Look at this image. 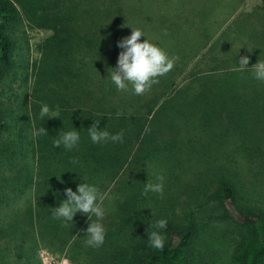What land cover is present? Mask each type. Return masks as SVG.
I'll list each match as a JSON object with an SVG mask.
<instances>
[{
  "label": "trees",
  "instance_id": "16d2710c",
  "mask_svg": "<svg viewBox=\"0 0 264 264\" xmlns=\"http://www.w3.org/2000/svg\"><path fill=\"white\" fill-rule=\"evenodd\" d=\"M44 1L39 6L45 14L39 11L38 17L51 35L40 43L38 58L26 66L27 63L14 57L21 21L19 9L14 0H0V86L8 85V78L13 81L18 76L17 71L23 83L30 81L29 108L34 134L27 141L18 132L15 148L19 151L28 144L30 155L35 159V163L23 160L24 149L17 155L12 150L7 152L10 155H5L9 145L1 136L8 131L11 122L15 120L17 125L19 122L13 115L15 105L11 107L10 102L3 100L10 96L20 100V97L15 92L0 90V163L8 157L11 164L10 177L4 175L0 185L15 192L23 191L22 187L27 185L32 188L29 196L32 202L25 211L11 216L0 214V264H40L37 244L47 239L56 252L67 244L76 246L72 251L74 256L81 257L87 252L84 255L89 259L84 264H198L193 252L203 221L196 214L201 211L200 201L198 205L188 199L192 195L187 197L180 190L168 197L170 209L162 205L153 213L147 208L131 217L124 216L125 207L119 201H125L127 194H133L137 202L144 198L135 189V180L138 173L156 169L152 152L158 153V160L161 158L164 166L161 173L172 177L170 170L190 171L192 161L199 157L207 166L195 174L205 178L202 172L217 161L220 176H211L214 182L203 196L213 210L221 209L224 216L249 229L247 235L233 242L228 259L232 264H264V215L237 205V195H241L237 183L240 178L231 166L234 156L231 154H236L235 162H242L243 167L250 163L255 169L264 168V112L253 119L256 130L253 142L240 141L246 148L236 152L231 135V129L239 123L232 115L241 105L239 102L247 106L255 100L264 101V82L253 77V69L217 70L219 61H216L212 68L204 70L199 67L203 62L201 58L185 61V54L176 52L179 59L173 69L159 77V83L149 91L136 95L131 85L127 91H120L112 83L109 72L116 66L121 51L117 42L131 35L130 27L115 28L108 23L105 26L106 22L101 20L111 15V10H96L94 0L89 2V8L76 13L70 11L74 8L70 6L72 0H62L59 4L63 9H57L58 0ZM19 2L24 12L26 6ZM79 14L87 16L90 24L82 23L75 28L73 20ZM148 36L141 37L140 41L148 39L162 50L168 47L166 54L174 56L171 54L174 36L166 39L164 35L161 41H157L155 35ZM258 48H253L248 57L259 53ZM179 99H186L187 109L176 107ZM44 104L48 105L49 113L41 119ZM18 107L23 109L25 105ZM172 114L177 116L178 124L170 121ZM20 120L23 122V118ZM94 121H99L98 127L106 128L111 134L123 131V142L93 144L87 129ZM19 124L20 131L23 123ZM40 127L46 128L48 135H36ZM178 127L186 134H176ZM160 129L167 131L166 136L158 140L154 135ZM60 130L79 131L78 146L70 151L63 146L55 148L53 140ZM215 130L219 132L216 134ZM222 153L227 155L222 156ZM179 160L180 163L172 165ZM82 181L97 185L104 196L103 201H97L104 209L100 223L106 233L104 244L99 248L85 244L88 238L85 231L90 222H96L95 215H91L89 221L86 214L78 212L73 222L67 224L52 216L51 209L66 199L64 189L71 187L75 191ZM1 190L0 187V202L1 198L5 199ZM173 206L179 207L180 215L167 212L178 211ZM159 219L167 220V228L162 230L163 251L149 247L146 231L154 230L151 226Z\"/></svg>",
  "mask_w": 264,
  "mask_h": 264
},
{
  "label": "rangeland",
  "instance_id": "374dc122",
  "mask_svg": "<svg viewBox=\"0 0 264 264\" xmlns=\"http://www.w3.org/2000/svg\"><path fill=\"white\" fill-rule=\"evenodd\" d=\"M20 1L26 6V10L24 9L23 12L19 0H14L21 16L18 28L19 37L14 57L22 63H27L26 66H29L30 62L32 63L39 56L40 43L43 39L50 36L51 33L50 29L38 17L39 11L45 14L44 9L39 6V4L45 1ZM53 1L55 0L51 2ZM56 2L57 9H63V5L59 4L62 3V0ZM89 2L92 3V0H72L70 6L74 5V8L70 11H75L76 13L83 10L84 7L89 8ZM94 6L96 10H111V15L108 14L106 19L101 20L106 22L105 26L108 23V25L115 28L123 27L128 29L130 27L131 30L132 28L139 29L144 33V36L149 35L148 37H150L151 35H155L157 41H161V38L164 36V30H167L166 39L174 36V39H172L174 46L171 48V54L176 56V52H182L183 55L185 54V61L188 58L192 61L195 58H201L203 62H200L199 67L204 70L214 66L216 61H219L217 70L240 68L238 64L239 58L245 55L250 56L252 49L258 47L259 53L250 57L247 67L253 69L252 66L258 60L264 61V0H94ZM28 17L36 18V20L29 19ZM73 21L75 28L81 26L82 23L86 25L90 24L89 18L87 16L84 17V14H79L76 18L74 17ZM181 47H183L182 50ZM164 51L168 54V47L164 48ZM17 74L18 76L21 75L18 71ZM18 76L13 81L8 78V85H5L7 83H3L0 86V90L8 91L10 94L15 92L20 97L19 100L17 97L14 99L10 96L6 101L3 100V102H10L11 107L15 105L13 115L16 121L23 123V129L19 131L21 124L18 123L17 125L14 120L10 123L11 126L8 131L3 133L1 138L7 140L6 143L10 146L6 147L5 155H10L7 154L10 150L17 155L19 151L21 152L24 149L25 156L23 160L28 163H35L34 157H31L28 150V144L20 147L19 151L15 148V141L19 138L17 137L18 132L25 136L27 141L34 134L31 122L32 113L29 108L30 101H32L30 81L27 80L23 83ZM249 89L250 91L253 90L251 86ZM23 96H25L24 101L21 100ZM22 102L24 103L21 104ZM239 104L241 105H238L235 109L236 114H232L239 123L231 129V135L234 138L232 145L233 147L236 146V150L234 149L236 152H240L246 148V146L240 143L241 140H245L249 144L253 142L252 140L256 136L254 117L259 112H264L263 100H255L247 106L242 101ZM254 104L255 106L252 107ZM18 105H25V108L21 109ZM193 106H191L190 110ZM176 107L187 109L186 99H179ZM170 116H173L172 118L170 117V121L178 124V122H175L178 121L177 116L174 114ZM20 118H23V122ZM166 131V129H160L156 133L157 135L154 136L160 140L166 136ZM187 132H190V130ZM218 132L219 130H215L216 134ZM176 134L181 135L186 134V132L182 127H178L176 128ZM152 153L155 155L153 162L157 165L156 169L145 170L141 175L138 173L135 180V189L141 194L147 179L154 180L153 172L162 174L161 171L164 167L161 163V158L158 160L156 156L158 153ZM221 155L225 156L227 153H222ZM231 155L236 156L238 159L236 154ZM234 156L231 157V166L234 168L236 177L240 178L237 183L241 191V195H237V205L251 213L264 215V168L255 169L250 163L243 167L242 162H235L236 158ZM180 162L181 160L176 161L172 165ZM192 166V170L185 172L181 170L182 168L177 171L170 170V173L174 177L170 176V174H162L164 177L162 198L159 194L150 192L147 196H144L143 200H138L137 202L136 199H133V194L126 195L125 193L127 196L126 198L124 197L125 201H119L125 207L123 211H126V215L124 216L129 215L131 217L132 214L146 211L147 208H149L148 210H152L151 213H153L158 211V206L162 205L170 209L169 205L171 204H167L170 202V198L168 197L181 190L185 192L187 197H189V194L192 195L188 199L195 204H198L197 201H200V205H198L201 211H197L196 214L199 215L203 223L202 226H199L197 243L193 252L195 261L198 264H232L228 259L229 248L241 235H247L249 229L244 225L236 223L234 219L224 216L221 209L218 211L217 208H214L213 210L203 196L205 190L214 182L211 176H220L221 169L218 162H213L210 167L202 172L205 178L201 174L198 177L195 172L201 171V169L206 167V162L197 157L192 161ZM10 167L11 164L8 162V157L1 160L0 184L4 175L10 177L11 172L8 171ZM191 172L192 174H190ZM249 179H251V185L248 184ZM0 187L2 188L3 195H5V199L1 198L0 202V214L3 216H11L23 212V210H26L27 205L32 202V198L29 197L32 194L30 185L22 187L23 191L21 192L12 191L6 185H0ZM196 193L199 195H196ZM165 198L167 199L166 203ZM180 199H182V196H180ZM173 208L178 211L167 212H174L177 215L181 214L182 211H179V207L173 206ZM49 241L47 239L37 244V254L40 264H84L85 260L89 259L88 255H84L87 252L82 253L81 257L74 256L72 251L73 248L75 249V245L71 246L67 244L62 247L60 252H56L48 245Z\"/></svg>",
  "mask_w": 264,
  "mask_h": 264
},
{
  "label": "clouds",
  "instance_id": "9594fccd",
  "mask_svg": "<svg viewBox=\"0 0 264 264\" xmlns=\"http://www.w3.org/2000/svg\"><path fill=\"white\" fill-rule=\"evenodd\" d=\"M164 30V35H167ZM141 37H145L144 33L139 29L132 28L130 36L121 38L117 42V47L121 49L118 55L117 64L114 68H110L109 76L112 83L120 91H127L128 86H132V91L136 95H143L149 91L154 84L159 83V77L169 73L178 56L169 57L164 50L150 42L148 39L140 41ZM248 56H241L238 64L241 70L248 68ZM253 77L256 80L264 82V61L258 62L252 66ZM49 113L48 105L41 106L40 117L43 119ZM99 121H94L87 132L93 144L122 143L124 138L123 131L115 134L109 133L106 128H99ZM36 135H48V131L44 127H40L35 131ZM53 140V146L60 148L63 146L65 150H72L78 146L80 141L79 131H63L60 130ZM73 163H76L74 160ZM153 179H147L145 182L142 195L147 196L150 192L156 193L163 197L164 177L158 172H153ZM66 199L62 200L60 205L52 210L54 219L61 220L64 224L73 222L74 216L79 212L86 214L90 221L91 215H95L96 222H90L85 233L87 239L86 246L99 248L105 241V229L100 223L104 217V209L97 201H103L104 196L100 192L99 187L82 181L73 191L71 187L64 189ZM154 230L147 231L149 247L163 251L165 247V236L162 230L167 228V220L159 219L151 226Z\"/></svg>",
  "mask_w": 264,
  "mask_h": 264
}]
</instances>
